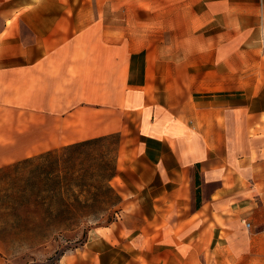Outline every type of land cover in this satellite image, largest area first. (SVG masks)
Returning <instances> with one entry per match:
<instances>
[{"label": "crops", "instance_id": "crops-1", "mask_svg": "<svg viewBox=\"0 0 264 264\" xmlns=\"http://www.w3.org/2000/svg\"><path fill=\"white\" fill-rule=\"evenodd\" d=\"M252 1L256 9L245 10ZM118 3L0 0V77L21 78V99L45 101L35 112L21 109L30 116L17 133L23 142L0 145V167L115 134L110 185L121 197V217L98 227L93 241L122 244L123 232L135 264H195L227 242L231 214L264 207V0H208L203 60L193 45L184 58L142 47L126 49L119 67L111 39L104 47L85 40L106 34L111 27L102 32L100 21ZM7 96L0 93V112ZM70 131L73 139L59 138ZM93 244L76 264L100 254Z\"/></svg>", "mask_w": 264, "mask_h": 264}, {"label": "rangeland", "instance_id": "rangeland-1", "mask_svg": "<svg viewBox=\"0 0 264 264\" xmlns=\"http://www.w3.org/2000/svg\"><path fill=\"white\" fill-rule=\"evenodd\" d=\"M207 1L119 0L118 11L112 13V15L107 14V18L100 21L102 23V32L104 25L107 24L111 27L106 34H102L100 37L97 35L85 37V40L87 42L99 41L102 47L105 44H109L111 40L112 43L117 44L118 67L122 64L121 57L122 54L126 53V49L142 47L153 49L159 46V49L165 54L166 52L173 54L178 51L181 57L184 58L185 55L190 54V46L193 45L192 55H195L197 60H203L208 53L206 50V28L211 27V25H205L208 19H205V15H203ZM239 1L244 2V0H234L235 3ZM251 3L246 6L245 10L252 11L256 9L254 1ZM235 8L239 9L238 6H235ZM241 9L243 10V8ZM213 23L216 26L218 19ZM230 25L237 27V20L231 19ZM115 27L116 30L114 29ZM181 28L183 31L182 35L178 34ZM188 28L195 29L194 35H189L188 32L185 33V29L188 30ZM26 33L23 30V34ZM29 39L30 37L27 36L26 40L29 41ZM124 60L122 57V61ZM10 70L12 71L13 69ZM11 75L13 78L0 77V93H7L5 104L9 106L5 111L0 112L1 146L13 137L16 141L20 140L21 137L17 136V133L26 126L30 119V116L23 112L21 113V109L28 108L30 111L35 112V109L41 105V101H44L32 98L21 99L20 88L26 85L19 84L21 78L18 79L13 74ZM15 86L19 90L17 98H14L15 96L13 95L15 94ZM31 86L28 84V89ZM37 87L44 89L46 84H35L34 89ZM35 116H31V118L35 119ZM32 134L37 133L33 132ZM59 135H61L59 138L65 141L76 136L72 131L59 133ZM37 136H41V133ZM113 136L116 135L114 134ZM116 137L98 144L94 149L104 152L109 160H113L116 150L114 145L117 140ZM117 138L119 140V137ZM20 142H23V138H21ZM59 148L48 149V151L33 154L26 158L37 157ZM5 152L0 150V157H3L2 155ZM15 162H9L0 167V190L7 193L10 197L16 193L13 192L15 188L11 186V180L7 179L6 169ZM120 203L95 219L93 217L84 218L81 221L82 228L74 233L75 239L71 242H65L56 233L49 232L47 227L50 220L42 215L43 207H15V201H12V198L6 199L4 204L0 205V257L5 264H76V261H87L86 257L87 255L89 256L87 248L92 249L91 245L95 242L96 244L93 245L96 248L93 250L97 249L100 254L91 255L92 258L85 264H90L91 262L93 264H135V259H131L130 256L131 254L136 255V253L126 250L123 232L119 235V240L122 244L110 245L100 240L93 241L98 237L97 232H95L98 227L107 226L114 219L121 217V213L117 215ZM98 207L103 206L97 205L96 209ZM244 209H246L244 216L238 217V214H231L230 225L224 229L223 233L227 242L221 243V245L213 244L210 251L206 254V258H199L195 261L196 263H193L264 264V207H245ZM114 211H116L115 215H113ZM242 219H246L244 224L241 223ZM247 223H249L250 228L245 226ZM84 242H88L86 247L82 246ZM138 255L140 256V254ZM142 259L138 264H145V259Z\"/></svg>", "mask_w": 264, "mask_h": 264}, {"label": "trees", "instance_id": "trees-1", "mask_svg": "<svg viewBox=\"0 0 264 264\" xmlns=\"http://www.w3.org/2000/svg\"><path fill=\"white\" fill-rule=\"evenodd\" d=\"M113 137L81 141L11 164L6 175L16 194L10 197L0 190V205L12 198L15 207H43L42 215L50 220L49 232L65 242L73 241L84 218L95 219L121 201L109 184L116 173L118 138L113 160L94 149ZM97 205L103 207L96 209Z\"/></svg>", "mask_w": 264, "mask_h": 264}, {"label": "built area", "instance_id": "built-area-1", "mask_svg": "<svg viewBox=\"0 0 264 264\" xmlns=\"http://www.w3.org/2000/svg\"><path fill=\"white\" fill-rule=\"evenodd\" d=\"M245 226L249 227L250 225H249V223H247Z\"/></svg>", "mask_w": 264, "mask_h": 264}]
</instances>
